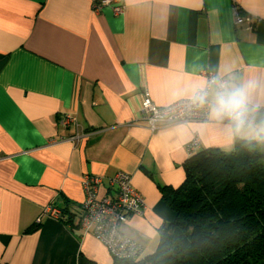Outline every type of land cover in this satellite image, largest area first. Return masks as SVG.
Returning <instances> with one entry per match:
<instances>
[{"label": "crops", "instance_id": "obj_1", "mask_svg": "<svg viewBox=\"0 0 264 264\" xmlns=\"http://www.w3.org/2000/svg\"><path fill=\"white\" fill-rule=\"evenodd\" d=\"M120 1L116 14L100 0H0V264H112L106 246L82 233L79 205L85 175L103 178L102 198L113 195L106 178L117 171L144 201L120 224L144 257L174 219L160 186L182 183L192 138L197 150L229 152L237 137L264 134V0ZM204 71L245 90L254 125L212 111L151 131L142 92L158 106L191 98ZM60 114L76 125L61 126ZM49 203L62 219L41 215Z\"/></svg>", "mask_w": 264, "mask_h": 264}, {"label": "trees", "instance_id": "obj_2", "mask_svg": "<svg viewBox=\"0 0 264 264\" xmlns=\"http://www.w3.org/2000/svg\"><path fill=\"white\" fill-rule=\"evenodd\" d=\"M183 169L178 187L160 186L174 219L155 249L112 264H264V134L196 150Z\"/></svg>", "mask_w": 264, "mask_h": 264}, {"label": "built area", "instance_id": "obj_3", "mask_svg": "<svg viewBox=\"0 0 264 264\" xmlns=\"http://www.w3.org/2000/svg\"><path fill=\"white\" fill-rule=\"evenodd\" d=\"M101 4H112L113 11L120 14L124 5L120 0H100ZM235 23H242V17L238 7H233ZM205 85L196 90L193 97L181 99L170 105L158 106L150 98L149 92H142L141 112L143 121L151 130H156L161 125L183 123L193 121H207L213 111L212 102L208 98V91L213 89L217 94L227 88L228 81L207 71L203 72ZM225 86V87H221ZM201 95L205 96L202 103ZM220 118L235 127L254 125L252 115L244 108L238 113L223 114ZM58 123L67 127L76 125V119L71 114H60ZM85 136L84 133L72 135L69 139L76 141ZM199 148V139L194 136L186 146L187 154L191 155ZM103 182L102 177L85 175L82 181L84 197L79 205L81 215L79 219L80 229L83 234L91 233L99 239L107 248L112 258L136 259L140 257L143 246L134 239L124 235L120 230V224L125 222L130 215L141 214L144 201L141 194L133 187L131 175L125 171H117L106 178L108 186L113 189V195L98 198V188ZM41 215L54 219H62L63 211L49 203L43 207Z\"/></svg>", "mask_w": 264, "mask_h": 264}, {"label": "clouds", "instance_id": "obj_4", "mask_svg": "<svg viewBox=\"0 0 264 264\" xmlns=\"http://www.w3.org/2000/svg\"><path fill=\"white\" fill-rule=\"evenodd\" d=\"M225 87V86H221ZM253 87V86H250ZM200 102L205 101V96L199 97ZM246 101V92L242 89H236L228 91L226 88L224 91L219 92L214 101L212 102L213 112L216 115L233 114L238 113L243 108Z\"/></svg>", "mask_w": 264, "mask_h": 264}]
</instances>
